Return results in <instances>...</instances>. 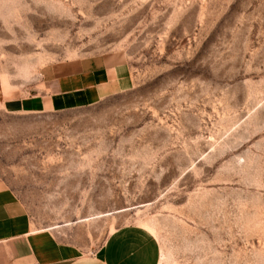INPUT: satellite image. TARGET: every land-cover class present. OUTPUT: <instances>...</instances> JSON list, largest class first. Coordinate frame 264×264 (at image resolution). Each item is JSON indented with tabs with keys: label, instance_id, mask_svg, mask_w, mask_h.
Listing matches in <instances>:
<instances>
[{
	"label": "rangeland",
	"instance_id": "374dc122",
	"mask_svg": "<svg viewBox=\"0 0 264 264\" xmlns=\"http://www.w3.org/2000/svg\"><path fill=\"white\" fill-rule=\"evenodd\" d=\"M93 55L129 86L4 102ZM0 178L34 230L84 252L135 231L158 264H264V0H0Z\"/></svg>",
	"mask_w": 264,
	"mask_h": 264
},
{
	"label": "crops",
	"instance_id": "0c3cea01",
	"mask_svg": "<svg viewBox=\"0 0 264 264\" xmlns=\"http://www.w3.org/2000/svg\"><path fill=\"white\" fill-rule=\"evenodd\" d=\"M32 96L6 98L14 110L55 112L91 105L129 86L124 62L93 55L47 65ZM24 201L0 178V264H158L144 236L118 232L91 252L60 244L46 230H36ZM145 241V242H144ZM150 254V255H149Z\"/></svg>",
	"mask_w": 264,
	"mask_h": 264
},
{
	"label": "bare ground",
	"instance_id": "6f19581e",
	"mask_svg": "<svg viewBox=\"0 0 264 264\" xmlns=\"http://www.w3.org/2000/svg\"><path fill=\"white\" fill-rule=\"evenodd\" d=\"M34 231H36V230H34Z\"/></svg>",
	"mask_w": 264,
	"mask_h": 264
}]
</instances>
